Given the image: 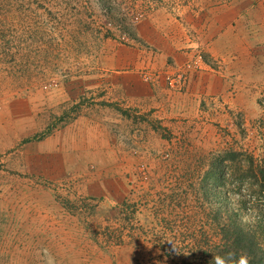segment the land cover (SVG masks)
<instances>
[{
    "label": "rangeland",
    "instance_id": "rangeland-1",
    "mask_svg": "<svg viewBox=\"0 0 264 264\" xmlns=\"http://www.w3.org/2000/svg\"><path fill=\"white\" fill-rule=\"evenodd\" d=\"M230 218L264 260V0H0V264H212Z\"/></svg>",
    "mask_w": 264,
    "mask_h": 264
},
{
    "label": "trees",
    "instance_id": "trees-1",
    "mask_svg": "<svg viewBox=\"0 0 264 264\" xmlns=\"http://www.w3.org/2000/svg\"><path fill=\"white\" fill-rule=\"evenodd\" d=\"M220 241L224 242L221 249H215L214 255L217 253L235 251L240 252L241 250L247 252L250 257V264H263L264 260L261 257L256 256V251L260 252L262 246L255 242L254 235H250L246 231L238 227L236 223L229 219L228 225H225L224 233L219 234ZM212 241V240H211ZM216 248V247H215Z\"/></svg>",
    "mask_w": 264,
    "mask_h": 264
},
{
    "label": "clouds",
    "instance_id": "clouds-1",
    "mask_svg": "<svg viewBox=\"0 0 264 264\" xmlns=\"http://www.w3.org/2000/svg\"><path fill=\"white\" fill-rule=\"evenodd\" d=\"M242 221L245 223L250 222L248 217H242ZM212 264H250V257L243 250L240 252H222L212 257Z\"/></svg>",
    "mask_w": 264,
    "mask_h": 264
},
{
    "label": "crops",
    "instance_id": "crops-1",
    "mask_svg": "<svg viewBox=\"0 0 264 264\" xmlns=\"http://www.w3.org/2000/svg\"><path fill=\"white\" fill-rule=\"evenodd\" d=\"M179 49H181V48H179ZM175 53H176V54H175V57H176V59H179V60H180V59H181V56H180V54H179V53H177L176 51H175Z\"/></svg>",
    "mask_w": 264,
    "mask_h": 264
},
{
    "label": "built area",
    "instance_id": "built-area-1",
    "mask_svg": "<svg viewBox=\"0 0 264 264\" xmlns=\"http://www.w3.org/2000/svg\"><path fill=\"white\" fill-rule=\"evenodd\" d=\"M170 84H171V82H170Z\"/></svg>",
    "mask_w": 264,
    "mask_h": 264
}]
</instances>
